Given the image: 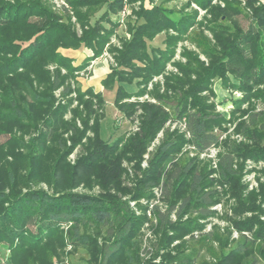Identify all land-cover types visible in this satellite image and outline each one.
I'll return each instance as SVG.
<instances>
[{"label": "trees", "instance_id": "1", "mask_svg": "<svg viewBox=\"0 0 264 264\" xmlns=\"http://www.w3.org/2000/svg\"><path fill=\"white\" fill-rule=\"evenodd\" d=\"M122 1L67 0L82 28L78 36L68 22L70 16L65 11L64 16L54 12L50 0H0V133L13 132L15 127L35 130L39 114L43 116L46 110L47 113H55L51 110L54 102L52 92L62 86L65 75L61 76L59 72L50 75L45 67L53 63L70 71L69 60L57 51L59 47L77 50L92 48L99 54L116 27L111 16L116 15ZM167 1L150 0L152 7L142 6L134 13L136 18L130 27L129 40L124 41L117 53V68L108 74L103 86L112 89L116 82L125 84L115 88L113 105L128 119H134L136 112L140 111V131L127 140V146L135 148L139 154L169 117L162 105L165 101L174 100L169 108L179 123L183 122L185 137L166 134L145 172L144 187H147L148 181L149 186L160 185L161 192L165 194V212L156 206L152 208L160 231L166 232L173 227L169 218L171 213L180 219L185 213H194L195 219L181 224L189 232L202 228L198 219L213 215L211 207L220 195L218 186L222 187L225 183L232 184L236 210L260 209L254 203L257 198L255 192L244 194L241 191V166L234 168V155L264 160V144L261 147L257 143L252 147L230 145L229 150L218 155L216 167L198 155L212 145H218L219 137L213 132V127L223 122L221 116L213 113L204 96H200L211 87L212 79L219 78L223 84H230L246 93V98L255 97L264 102V4H259V0H246L245 8L250 12L247 15L255 28H249L242 34L221 24L223 16L227 18L244 11L239 0H224L223 7H213L211 0H189L181 10L169 8L165 4ZM190 2L198 3L209 13L211 22L204 29L212 32L213 41L206 37L204 29L194 28L198 23L197 13L184 10ZM101 9V14L92 21ZM105 23L111 26L107 28ZM159 35L162 38L155 42ZM185 37L208 58V64L204 66L196 53L185 51L186 63L178 64L183 76H171L165 81L166 92L171 90L173 98L170 99L167 93L161 95L155 91L153 95L160 104L126 100L146 93L147 81L163 70L174 56L177 43ZM191 75L194 78L191 79ZM229 75L238 82L232 83ZM128 87H133V90L128 91ZM63 93L68 94L69 88L65 87ZM101 101L104 102L103 98ZM242 102L245 100L237 101V110ZM84 104L89 113L95 114L92 102L85 101ZM49 123L46 122V125L49 126ZM236 131L252 139L264 138V113H249L247 119L237 125ZM46 136L40 132L25 142L22 137L13 134L5 144L0 145V244H11L6 264H30L31 258L27 255L31 253H35L33 261L49 260L57 243L64 245V242L56 241L61 232L66 236V243L72 246H80L92 253L98 249L101 261L97 264H136L138 242L134 236L135 219L125 200H121L116 193L108 194L121 172L117 156L120 139L103 140L98 128L95 142L85 159L90 161V167L97 165L98 180L107 188L104 197L71 190L51 194L40 188L14 192L18 162L41 159ZM184 143L193 146L196 155L180 164L174 154ZM6 156H11L14 161L8 162ZM141 195L148 196L149 192L138 193L135 197ZM260 195L264 199V183ZM177 202L179 205L176 206ZM30 221L34 230L29 229ZM256 221L254 218L245 222L234 221L236 231L240 232L234 240L215 232L202 236L209 244L213 242L227 248L212 255L215 262L207 259V255L201 252L202 244L198 243L189 246L187 251L176 248L162 262L264 264V229L259 226L252 232ZM99 228H106L108 233L101 247L89 231ZM244 229L252 232V236L242 234ZM174 237L177 236H168L167 239Z\"/></svg>", "mask_w": 264, "mask_h": 264}, {"label": "rangeland", "instance_id": "2", "mask_svg": "<svg viewBox=\"0 0 264 264\" xmlns=\"http://www.w3.org/2000/svg\"><path fill=\"white\" fill-rule=\"evenodd\" d=\"M6 1V0H5ZM10 1V0H7ZM158 0H155L157 2ZM189 0H168L165 4L169 8L181 10L183 4ZM242 10L239 14L222 17L223 26L231 28L230 30L239 31L242 34L247 32L249 28H255L251 23L249 10L245 8L246 0H239ZM154 2V3H155ZM52 10L64 16V11L70 16L69 23L78 36L81 34V26L78 23L74 11L67 0H50ZM224 0H211V5L223 7ZM258 4V3H257ZM256 4V5H257ZM259 4H264V0H259ZM153 3L150 0H123L122 6L117 10L116 15L111 16V21L116 23L115 29L109 36V39L104 43L103 48L96 54L92 48L77 50L74 48H61L57 51L69 60L70 71L65 67L50 63L45 68L50 72V75L59 72L65 75L62 86L52 92L53 105L51 110L55 113H47L42 116L38 115L37 129L14 128L13 132L3 131L0 133V145L5 144L11 135L22 137L27 142L30 138L37 136L40 132L47 134L45 149L41 159L34 160L33 158L18 162L19 168H16L15 176L16 183L13 191H24L27 188H40L48 193H60L71 190L72 192L87 193L95 196H103L107 188L103 187L98 180L97 165L90 167V161L85 160L97 136L103 140L112 141L119 138L117 156L120 163V176L115 184L110 187L108 194L118 195L121 200H125L130 208L131 215L134 217V236L138 242V262L136 264H164L162 259L169 253H173L175 249L186 251L193 244H202L201 252L207 255V259L214 262L212 255L219 254L220 251H226L227 248H221L217 243L205 241L202 236H209V232H215L218 235L230 236V240H234L240 236V232L236 231L234 221L245 222L254 218L257 223H254V232L259 226L264 229V199L260 195L261 185L264 183V160L244 158L234 155V168L238 169L241 166L240 184L241 191L244 194L255 192L257 194L254 202L257 210H236L237 201L235 194L232 193V184L225 183L218 186L219 194L217 197V209L214 210L212 216L198 219L202 228L187 231L181 226L183 222L190 219H195L196 214L185 213L181 219L177 218L176 214L171 213L169 218L175 225L169 228L166 232L160 231L157 216L153 212V206H156L164 211L167 209L165 194L159 192L160 185H147L144 187L146 174L145 172L150 167V160L153 157L155 149L166 138V134H176L185 137V132L182 129L179 119L174 116L170 110V106L174 104L172 91L166 92L165 81L171 76H183L178 64H185L186 57L183 55L185 51L196 53L198 59L206 66L208 58L200 52L187 37L179 41L176 45L174 56L165 64L163 70L154 75L146 84V93L142 96H131L128 101L150 102L160 104L153 95V92L159 94L167 93L172 100L165 101L161 104L165 111L169 114L164 125L156 132L154 139L141 150V154L135 148L127 146V140L132 135L140 131V123L136 112L134 119H128L122 115L113 105L115 99V88L117 85L125 84L116 82L112 89L104 88L103 82L108 74L117 68V53L122 49L124 41L129 40L131 35L130 27L134 23L136 14L142 6L145 8L152 7ZM103 9L94 15L92 21L98 17ZM185 11L194 10L197 23L194 28L204 29L211 20L210 15L199 6L198 3L190 2V6L184 9ZM64 18V17H63ZM34 21V20H32ZM63 22H67L63 20ZM209 22V23H208ZM213 23V22H212ZM108 28L110 23H105ZM172 33V31H170ZM206 37L213 41L214 35L207 29H204ZM162 35L156 37L155 42L159 41ZM213 43V42H212ZM244 48V47H243ZM249 54V53H246ZM68 71V72H67ZM194 75H191V79ZM232 83H237L238 80L229 75ZM211 87L208 91L200 93L204 96L207 104L212 106L213 113L221 116L223 122L218 126L213 127L219 137L217 148L218 155L229 150L230 145H243L247 147L262 146L264 138L252 139L243 132L236 131L237 125L247 119L249 113H264V102L259 98H246V93L239 88H234L230 84L225 85L219 78L212 79ZM69 88V93L64 94V88ZM128 91H132L133 87H128ZM98 97H96V96ZM104 100H102V98ZM242 99V102L237 110V101ZM85 101H90L95 109V114L89 113ZM243 111V113H242ZM46 122H50L49 126ZM86 122V123H85ZM99 126L97 128V126ZM82 133H79V132ZM189 143H184L179 151L175 152L174 157L177 163H184L188 158H191V152L188 148ZM15 151V150H14ZM67 151V152H66ZM17 152V151H15ZM25 152V151H23ZM8 162L14 161L11 156H6ZM62 158V159H58ZM36 162H38L36 164ZM161 184V183H159ZM118 186V187H117ZM149 186V187H148ZM116 187V189H115ZM148 193V196H138L139 194ZM106 196L105 198H107ZM179 202L176 203V206ZM32 221L29 222V229L34 230ZM64 231V228H62ZM97 241L99 247L105 244L108 233L106 228L90 229L89 230ZM245 236H252V232L244 229L241 230ZM197 237H196V236ZM168 236H177L167 239ZM54 251H52L49 260L43 259L34 260L32 255H27L31 258L30 264H97L101 261L99 250L96 249L93 253L86 251L80 246H72L67 242L64 233L57 237L58 241ZM11 244L4 242L0 244V264H6L7 258L10 255ZM211 249V250H210ZM210 250V251H209ZM213 251V252H211ZM122 264V263H114Z\"/></svg>", "mask_w": 264, "mask_h": 264}, {"label": "built area", "instance_id": "3", "mask_svg": "<svg viewBox=\"0 0 264 264\" xmlns=\"http://www.w3.org/2000/svg\"><path fill=\"white\" fill-rule=\"evenodd\" d=\"M181 126H182V129L184 130V124L183 122L180 123ZM189 149H191L193 151V153L191 152V157H194L196 155V152L193 150V146L191 147V145H187ZM217 148H218V145L217 146H214L212 145L211 147L207 148L205 151L201 152L198 157L200 159H208L212 164L213 167H216V162L218 160V153H217ZM159 192H161V188H159ZM217 206H219L218 203H216L215 205H213L211 207L212 210H215L217 209ZM196 236V235H195ZM197 237V236H196Z\"/></svg>", "mask_w": 264, "mask_h": 264}]
</instances>
